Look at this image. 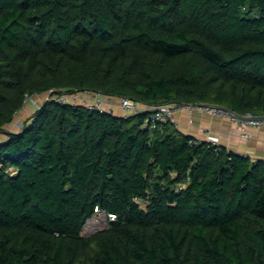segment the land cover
<instances>
[{
    "label": "trees",
    "instance_id": "16d2710c",
    "mask_svg": "<svg viewBox=\"0 0 264 264\" xmlns=\"http://www.w3.org/2000/svg\"><path fill=\"white\" fill-rule=\"evenodd\" d=\"M86 92L264 115V0H0V264H264V160Z\"/></svg>",
    "mask_w": 264,
    "mask_h": 264
},
{
    "label": "crops",
    "instance_id": "0c3cea01",
    "mask_svg": "<svg viewBox=\"0 0 264 264\" xmlns=\"http://www.w3.org/2000/svg\"><path fill=\"white\" fill-rule=\"evenodd\" d=\"M33 103L37 105L35 108L32 105L23 108L19 123L24 122L29 116L28 113H34L35 109L42 104L41 102L37 103V101H33ZM111 104H113V113L122 116L123 113L119 110L117 102L113 100ZM175 119L178 130L185 135L200 141H215L218 146L224 147L228 151L249 156L253 160H264V128L255 130L248 127L245 132L250 137L245 138L238 122L227 117H214L198 112L189 114L180 111L175 114ZM5 131L11 132L13 129L8 130L6 127ZM3 140H5V136L1 139V141Z\"/></svg>",
    "mask_w": 264,
    "mask_h": 264
},
{
    "label": "built area",
    "instance_id": "2783aa9c",
    "mask_svg": "<svg viewBox=\"0 0 264 264\" xmlns=\"http://www.w3.org/2000/svg\"><path fill=\"white\" fill-rule=\"evenodd\" d=\"M33 97H27L26 102ZM49 97L56 99L58 102H63V103L65 102V103H70V104H81L86 108V110H89V111H97L99 113L113 112V108H112L113 104L111 103L114 100V97H106L99 93L86 92V93H79V94L72 95V96H66V95L61 96L60 95V96H54V97H51V95H48L47 99H49ZM117 105H118L119 110H121V112L123 113L122 116H130V115L138 114L144 110H150L151 114L148 117V122L151 123L152 127H155L157 123H166V122H170L177 127L175 114L180 111H185L189 114L198 112V113L207 114V115L214 116V117L216 116L227 117L233 121H236L239 124L240 130L244 133L245 138L250 137V135L246 134L245 132L248 127H252L255 130H260L261 128H264V121H237L232 116H230L227 112L221 109L212 107V106L166 104V105H160V106L148 108L145 105L139 104L127 98H118ZM210 143L213 145H217L215 141H211ZM91 219H94L97 223L102 224V226L104 227L99 229V230H102L107 227L108 222H112L115 220V216L107 215L104 212H99L98 210L95 209V214Z\"/></svg>",
    "mask_w": 264,
    "mask_h": 264
},
{
    "label": "rangeland",
    "instance_id": "374dc122",
    "mask_svg": "<svg viewBox=\"0 0 264 264\" xmlns=\"http://www.w3.org/2000/svg\"><path fill=\"white\" fill-rule=\"evenodd\" d=\"M43 100H45V97L43 95L34 96L33 98H31L30 100H28L27 102H25V105H24L23 108L28 107L29 105H32L35 108V106H37V105H35L33 103V101H35V102L37 101V103H40V102L42 103ZM114 100H115V102L118 103V98H114ZM22 112H23V109L21 111H19L15 115V117L13 119V122L11 124H9V125L6 126L8 128V130H12L13 129V131H11L13 133H19L20 132V129L22 128V126L26 123V121H29V119L31 118V116L34 114L32 112L28 113V115H29V116L27 115L28 118H26L24 122L19 123L20 116H21L20 114ZM2 138H4V135H0V141H1ZM103 227L104 226H102V224L97 223L94 219H90L87 222V224L85 225V227L83 228V232L82 233H83V235H89V234L93 233L94 231L99 230V229H101Z\"/></svg>",
    "mask_w": 264,
    "mask_h": 264
},
{
    "label": "water",
    "instance_id": "95a60500",
    "mask_svg": "<svg viewBox=\"0 0 264 264\" xmlns=\"http://www.w3.org/2000/svg\"><path fill=\"white\" fill-rule=\"evenodd\" d=\"M197 105H205V106H212L218 109H221L227 112L230 116H232L237 121H264V115H238L226 107L221 106H214V105H207V104H197ZM20 134V133H18Z\"/></svg>",
    "mask_w": 264,
    "mask_h": 264
}]
</instances>
